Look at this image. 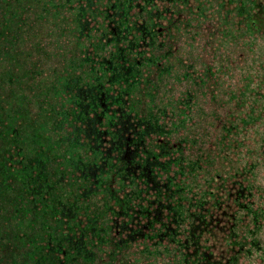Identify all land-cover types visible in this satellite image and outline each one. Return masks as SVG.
<instances>
[{"label": "trees", "instance_id": "trees-1", "mask_svg": "<svg viewBox=\"0 0 264 264\" xmlns=\"http://www.w3.org/2000/svg\"><path fill=\"white\" fill-rule=\"evenodd\" d=\"M0 63V264H264V0H0Z\"/></svg>", "mask_w": 264, "mask_h": 264}, {"label": "rangeland", "instance_id": "rangeland-1", "mask_svg": "<svg viewBox=\"0 0 264 264\" xmlns=\"http://www.w3.org/2000/svg\"><path fill=\"white\" fill-rule=\"evenodd\" d=\"M0 65H2V63H0ZM5 89H6V87H5ZM49 94L50 95H48V96L43 98L42 103L40 105H42L45 108H49L50 109L54 103H53V95L51 93H49ZM32 102H33V105H37L38 104V102L34 98H33ZM45 115L46 114L43 112V108H41L40 106H39V110L37 111L36 114H32V113L29 114L30 117L34 116L35 119H37L39 130L42 131V132H47V133H42V135H41L42 137H47V138L49 137L50 139L55 138L56 135H55L54 128H49L48 127V125H50V124H49L48 120L44 119ZM23 123H24V120H23ZM51 131H52V133H51ZM63 142L64 141H57V142H54V143H52L50 145L52 147V150H54V155H57L59 157H65V152L66 151H68L70 153L72 152L71 151L72 149L70 148L72 146V144L68 143L66 145H63L62 144ZM44 146H45V143H44ZM29 151H31V149ZM44 156H46V155H44ZM38 159L40 160L42 158L38 157ZM60 176H63L62 175V169H61ZM59 178L60 177H58V180H60ZM49 183H50L49 186L56 187V185H55L56 184V180L53 183H51V181H49ZM62 186L63 185H60V186H58V188H60ZM20 206H21L23 211H26V209H25L26 205H24V200H23V204H20ZM45 206H46L48 212H49V209H50V212H49V214H50L52 212V206L48 205L47 203H45ZM11 207H12V209H14V211H17V218H18V221H19L20 225L22 226V229L20 231V233H22V238H24V240L25 239H29L28 235H29L30 231L27 228H25V227L31 221L34 220L33 214L20 213V207H18L17 205L16 206L12 205ZM49 214L46 215V218H47V224L46 225L48 226L49 224H51L52 227L50 228V232L48 231V236L42 237V238H41L42 234L33 233V235L31 236V243H32L31 247L33 249L34 248L36 249V246L41 243V240L44 241V239H45V240L49 241L48 239H51L52 241H55V239H56V237L54 235V232H53V230H54L53 219L54 218L52 216L53 219L52 218L50 219ZM30 251H31L30 245L29 244H27V245L25 244L23 249H22V253H30ZM3 264H39V262L37 260V256H34L33 258H30L28 260H23V259H21V256H18V255H16V256L7 255L4 258Z\"/></svg>", "mask_w": 264, "mask_h": 264}]
</instances>
